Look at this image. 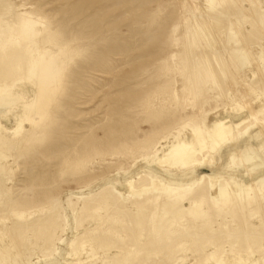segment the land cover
<instances>
[{"label":"rangeland","instance_id":"obj_1","mask_svg":"<svg viewBox=\"0 0 264 264\" xmlns=\"http://www.w3.org/2000/svg\"><path fill=\"white\" fill-rule=\"evenodd\" d=\"M21 57L31 77L9 70ZM233 91L264 108V0H0V250L27 264H264L263 233L217 230L258 226L264 186L238 198L198 180L264 179L258 127L236 141L258 157L226 172L222 144L214 159L206 128L247 116ZM176 153L183 168L160 171Z\"/></svg>","mask_w":264,"mask_h":264},{"label":"bare ground","instance_id":"obj_2","mask_svg":"<svg viewBox=\"0 0 264 264\" xmlns=\"http://www.w3.org/2000/svg\"><path fill=\"white\" fill-rule=\"evenodd\" d=\"M197 10H198V8H197ZM196 10V11H197ZM195 11V12H196ZM244 11V10H243ZM247 12V11H246ZM198 13V14H197ZM197 13H195L196 15H194V17H192L193 19H196V20H199V19H202V20H204V19H207L206 20V23L205 24H208L207 23V21L209 22V20H210V17L209 18H207V16H206V14H203V11L201 12V11H198ZM205 21V20H204ZM203 22V21H202ZM199 23V22H198ZM203 23H201V25H202ZM203 26V25H202ZM211 27H213V25L212 26H210V28ZM209 28V27H208ZM214 28V27H213ZM212 29V28H211ZM214 30V29H213ZM207 31V30H206ZM208 31H209V29H208ZM209 32H211V31H209ZM209 32H207V33H209ZM213 32V31H212ZM212 32H211V34H212ZM244 33H246V32H244ZM210 34V33H209ZM213 35V34H212ZM214 35H215V33H214ZM208 36V35H207ZM211 36V35H210ZM209 37V36H208ZM212 37V36H211ZM212 39V38H211ZM213 39H214V36H213ZM215 41V40H214ZM213 42V41H212ZM208 53V52H207ZM210 53H214V52H210ZM216 54V53H215ZM213 56V55H212ZM15 58V56H13V55H11L10 57H9V60H15L14 58ZM222 57V56H221ZM226 57V56H225ZM218 58V57H217ZM217 58H216V60H217ZM223 59H225L224 57H222ZM227 58V57H226ZM21 61H19V60H16V61H14V62H10V64H11V66H10V68H12V69H9V70H11V71H18V72H25V74L27 73L30 77H31V70H30V66L29 65H27V63H26V58H22L21 57V59H20ZM222 60V59H221ZM215 61V60H214ZM226 61H228V59L226 60ZM7 62V61H6ZM5 62V63H6ZM12 63H14V65L12 66ZM227 63H228V65H229V62H226L225 64V66H227ZM6 64H8V63H6ZM5 64V65H6ZM9 64V65H10ZM222 65V64H221ZM8 66V65H7ZM217 66H218V64H217ZM220 66V65H219ZM9 67V66H8ZM217 68V67H216ZM220 68H222V67H220ZM224 68V67H223ZM228 68V67H227ZM231 69V68H230ZM227 71L228 70H226V73H227ZM208 72V71H207ZM11 73V72H10ZM220 73H221V71H220ZM222 73H224L225 74V70L224 69H222ZM20 74V73H19ZM228 75V74H227ZM14 76V75H13ZM28 76V77H29ZM12 77V76H11ZM24 77H26V76H24ZM29 77V78H30ZM223 77L225 78L226 76L225 75H223ZM14 78V77H13ZM17 78V77H16ZM227 78V77H226ZM226 78L224 79L225 80V82L227 81V83L230 81V79H227L226 80ZM10 79H12V78H10ZM231 82V81H230ZM230 82L228 83L229 85H230ZM226 83V84H227ZM227 84V85H228ZM225 85V84H224ZM245 85V87L246 88H248L249 89V84L248 83H245L244 84ZM226 86V85H225ZM224 86V87H225ZM220 90H222V89H220ZM220 90H218V91H220ZM225 91V90H224ZM224 91H221V92H224ZM226 91H227V88H226ZM231 91H232V89H231ZM230 90L228 91V92H231ZM226 93V92H225ZM233 93H235V98H236V100L238 101V103L240 104L241 103V105H242V107L243 108H247V104H246V102H245V100H246V98L243 96V97H240V96H238L237 94H236V92L235 91H233ZM223 94V93H222ZM221 94V95H222ZM248 109V111H249V113H250V115H251V119H252V121H253V125H255V126H260L261 128H260V134L264 137V124H263V121H262V119L259 117V115H257L256 113H254L250 108H247ZM202 126H201V123L199 122V125L197 126V128H196V130H200V128H201ZM223 131H224V134L226 135V139H225V141L224 142H227V143H231L232 142V140H235L237 137H238V135L239 134H237L236 132H235V128H232L231 130H226V129H223ZM262 146H264V143L262 144ZM235 156L236 157H238L239 158V160H240V162L239 163H241V165H245V160L242 158V153H240V152H235ZM227 169V168H226ZM141 174H144V175H146L147 176V178L149 177L150 179H152L153 178V176L149 173V172H146V171H142L141 172ZM203 178V177H202ZM210 180V179H209ZM217 180L220 182V183H223L222 181H224L225 183H227L228 184V186H229V188H231V190H232V192H233V194L235 195V196H237L238 198H240L241 196H243V195H245L246 193H248V192H250V191H252V195H253V197L255 196V193H257V192H255L254 193V189H255V187H257V186H259L258 184H256V183H252V184H250V185H248V186H241V185H238L237 184V182H236V180H234V179H231V178H229V177H226V176H218L217 177ZM159 181L161 182V183H163V184H167V182L165 181V180H163L162 178H159ZM3 181H2V179H0V191L3 189ZM199 184L200 185H202V189H204L205 187H206V184L207 183H203V182H199ZM5 190V189H4ZM6 191H7V189H6ZM4 192V191H3ZM1 193H2V191H1ZM5 193V192H4ZM254 193V194H253ZM2 196H5V195H3V194H1ZM0 195V196H1ZM226 197H228V196H226ZM97 198V197H96ZM254 199H256V198H254ZM67 202H68V204L69 205H71V203H70V201H71V197H68L67 199ZM256 201V200H255ZM254 201V202H255ZM257 210H259V209H257ZM260 211V210H259ZM259 211H257V212H259ZM260 216H263L262 214L260 215ZM244 217V216H243ZM263 218V217H262ZM260 219H261V217H260ZM242 221V220H241ZM240 221V222H241ZM246 222V221H245ZM12 224V226L13 227H21V226H23L24 224H21V223H18V222H12L11 223ZM241 224H243V222L241 223ZM240 224V225H241ZM11 226V227H12ZM83 227V222L81 221V220H77V225H76V229H79V228H82ZM221 227V226H220ZM242 227H243V230H241V229H229V228H227V227H221V228H217V230H224V231H226V232H228V235H230V236H237L238 234H236V233H240V234H242L241 232H243V231H246V232H249V234L248 235H254V234H257V235H259V234H261V233H263L264 234V219L263 220H260V224L258 225V226H253V227H251V226H249V224H243L242 225ZM217 230H216V232H217ZM215 231V230H214ZM63 231L61 230L60 231V234L62 233ZM219 232V231H218ZM223 232V231H222ZM226 232H224V233H226ZM54 233V232H53ZM18 235V234H17ZM24 234L22 233V236H23ZM53 235H55V234H53ZM229 236V237H230ZM21 237V236H20ZM54 236H51L49 239H48V241H47V244H49V246H52L53 247V244H54V238H53ZM250 237V236H249ZM10 238V237H9ZM18 238H19V236H18ZM24 238V237H23ZM22 238V239H23ZM17 239V238H16ZM263 240H264V237L262 238ZM10 240V239H9ZM21 240V239H20ZM80 240V239H79ZM82 240H84L85 241V243H88V244H90V243H92V239H86V238H83ZM81 240V241H82ZM11 241H13V239L12 240H10L9 241V243L11 242ZM22 242H23V240H22ZM83 242V241H82ZM14 243V242H13ZM24 243H25V241H24ZM11 244H12V242H11ZM23 244V243H22ZM78 238H75V239H73V240H71L70 242H69V244H68V253H67V255L70 257H72V256H74L75 254V251L77 250L76 248H77V246H78ZM80 244H82V243H80ZM8 245H10V244H8ZM14 245V244H13ZM12 245V246H13ZM45 245H46V243H45ZM10 247L9 249H8V247H6L7 248V250L6 251H4L3 252V250L1 249L0 250V260L1 259H3V258H6V257H8L9 255H8V253H10L11 251L13 252L14 251V246L13 247ZM22 246V245H21ZM80 246V245H79ZM16 247V246H15ZM13 248V249H12ZM16 250H17V247L15 248ZM21 249V248H20ZM26 249V248H25ZM15 250V251H16ZM23 250V249H22ZM14 251V252H15ZM19 250H17L15 253H13V258H14V260H15V262H12V263H15V264H22L21 262H23L24 264L26 263L27 264V262L28 261H26L25 262V260L22 258V256H21V254L22 253H20V252H18ZM77 253H78V251H76ZM50 253H53V250H51V252ZM73 254V255H72ZM12 255V254H11ZM25 255V254H24ZM66 255V256H67ZM138 255V254H137ZM50 256V255H49ZM28 258V257H27ZM106 259V258H105ZM108 259H111V258H108ZM103 261H104V263L105 264H107V263H109V262H107V261H105L104 260V258H103ZM107 262V263H106ZM112 262V261H111ZM115 264H117V263H115ZM118 264H120V263H118Z\"/></svg>","mask_w":264,"mask_h":264},{"label":"crops","instance_id":"obj_3","mask_svg":"<svg viewBox=\"0 0 264 264\" xmlns=\"http://www.w3.org/2000/svg\"><path fill=\"white\" fill-rule=\"evenodd\" d=\"M248 81H250L251 83H252V87H254V84L255 83H259V82H262V80H257L256 78L255 79H253V80H248ZM242 87H243V89H245L246 90V92H248V90L242 85ZM236 92V91H235ZM236 94L239 96H242L243 97V95L245 96V98H246V93H244V92H236ZM232 95H233V100L236 102V103H238V101L236 100V98H235V95H234V93H232ZM239 104V103H238ZM246 104H247V108H250L254 113H256L257 115H259V117L262 119V121H263V124H264V108L261 110V111H259V112H257V111H255V110H253V108H251L250 107V105L247 103V101H246ZM242 107V106H241ZM247 108H243L242 107V109H241V111H240V115L242 114V113H245L247 116L244 118V119H242V120H240L238 123H231L229 126H225L224 124H222V123H218L216 126H215V128L214 129H212V130H208L207 128H206V126H205V124H204V121H203V124H204V127L206 128V130L207 131H209L210 132V136H211V139H212V144L214 145V152H215V154H214V159H218L217 158V152H218V149H219V147H221L222 146V144H226V145H229L228 147H230L229 149H230V152H229V154H228V156H227V162L225 163V165H224V169H225V171L226 172H232V171H234L235 170V168H237L238 166H242L241 165V163H239L240 162V160H239V158L238 157H236L235 156V152H240V153H242V158L246 161L245 162V164L247 163V162H249L250 160H252V159H254V156L255 155H253V148L252 147H246V148H238V144H237V139L238 138H241V137H243L244 135H246L247 133H248V131L252 128V127H258V131L256 132V133H254L252 136H251V138L249 139V141H252L253 139H255L257 136H259V135H261L260 134V126H255V125H253V121H252V119H251V115H250V113H249V111H248V109ZM232 128H235V132L237 133V134H239L238 135V137L235 139V140H232V142L231 143H227V142H224L225 141V139H226V135L224 134V131H223V129H226V130H231ZM194 138H197L196 136H194ZM179 145V144H178ZM178 145L177 146H175V147H173V150L171 151V152H173L177 147H178ZM195 154H196V152H195ZM202 156V158L204 157V158H206L207 159V162H206V164H204L203 163V160L200 158ZM200 157H199V159L197 160L198 161V163H199V165H205L206 167H210L213 163V159H210V157L209 156H207V155H201ZM255 157H258L257 155L255 156ZM163 158V157H162ZM166 158H169L168 159V161L167 160H162V162L160 163V165H159V170L160 171H162V172H166V173H169V174H174L171 170H170V167H172L171 166V164L172 163H176L175 165H177L178 163V168L179 169H182L183 168V166H182V164L183 163H185L186 162V159H185V157L183 156V154L182 155H180L179 153H176L175 154V156L174 157H172V156H170V157H167L166 156ZM203 163V164H202ZM243 166H245V165H243ZM227 168V169H226ZM183 170H180V172H182ZM246 173H248V170H246ZM218 176H222V175H218ZM217 176V177H218ZM223 176H226V177H229V178H231V179H234V180H236L234 177H230V176H228V174L227 175H223ZM202 177H206V178H208V179H211L212 181L213 180H215L214 181V184H216V185H218L217 187H218V189H219V191L221 190V189H223V188H225V189H227V187H229L228 186V184L227 183H219V182H217L218 180H217V177H214V178H210V177H208V176H206V175H201L199 178H198V180L200 179V178H202ZM162 179H164L163 177H162ZM165 180V179H164ZM166 181V180H165ZM197 181V180H196ZM236 182H237V180H236ZM172 184H174V185H177L176 183H173V182H171ZM252 183H256V184H258V185H261V186H264V179H258V180H256V181H252L251 183H249V184H247V185H241V184H239L238 182H237V184L238 185H241V186H248V185H250V184H252ZM226 185V186H224V185ZM212 187H213V184H212ZM231 189V188H230ZM221 194H222V192H220Z\"/></svg>","mask_w":264,"mask_h":264}]
</instances>
